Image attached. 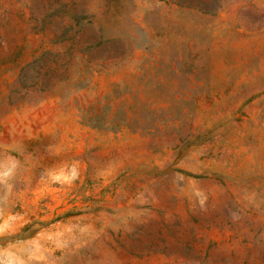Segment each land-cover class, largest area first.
<instances>
[{
    "label": "rangeland",
    "instance_id": "374dc122",
    "mask_svg": "<svg viewBox=\"0 0 264 264\" xmlns=\"http://www.w3.org/2000/svg\"><path fill=\"white\" fill-rule=\"evenodd\" d=\"M0 210V264H264V0H0Z\"/></svg>",
    "mask_w": 264,
    "mask_h": 264
},
{
    "label": "bare ground",
    "instance_id": "6f19581e",
    "mask_svg": "<svg viewBox=\"0 0 264 264\" xmlns=\"http://www.w3.org/2000/svg\"><path fill=\"white\" fill-rule=\"evenodd\" d=\"M2 211H4V213H5V210H2ZM0 212H1V210H0Z\"/></svg>",
    "mask_w": 264,
    "mask_h": 264
}]
</instances>
